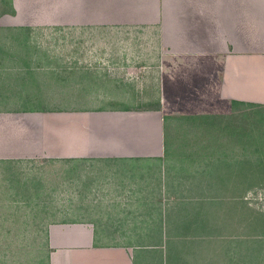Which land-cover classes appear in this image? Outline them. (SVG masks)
Segmentation results:
<instances>
[{
	"label": "crops",
	"instance_id": "crops-1",
	"mask_svg": "<svg viewBox=\"0 0 264 264\" xmlns=\"http://www.w3.org/2000/svg\"><path fill=\"white\" fill-rule=\"evenodd\" d=\"M0 9L11 26L143 29L163 89L188 93L164 101L192 107L197 98L202 108L185 110L197 119L264 106V0H6ZM39 110L0 108V176L10 162L43 156L96 160L97 170L82 180L74 219L47 224L45 264H264L248 168L233 163L245 150L229 157V146L209 141L170 154L162 108Z\"/></svg>",
	"mask_w": 264,
	"mask_h": 264
},
{
	"label": "rangeland",
	"instance_id": "rangeland-1",
	"mask_svg": "<svg viewBox=\"0 0 264 264\" xmlns=\"http://www.w3.org/2000/svg\"><path fill=\"white\" fill-rule=\"evenodd\" d=\"M0 2L6 5V0ZM3 18L0 14V22L6 21ZM16 27L0 24V108H39L56 115L162 108L171 117L164 122L170 154L177 152L175 145L213 141L214 146H229V157L238 147L245 150L240 160L233 161L243 163L240 169L264 164V106L241 104L197 119V112L185 111L202 108L197 98L192 107L168 105V97L185 98L188 93L179 86L174 93L163 89V64L143 29L100 35L82 27L40 25L29 31ZM225 162L219 158L218 165ZM94 163L60 156L9 163L0 176V213L11 211L9 218L0 217V264H45V228L51 222L74 219L72 214L80 210L83 199L82 180L97 173L91 170ZM245 197L253 218L264 227V181L250 184Z\"/></svg>",
	"mask_w": 264,
	"mask_h": 264
},
{
	"label": "trees",
	"instance_id": "trees-1",
	"mask_svg": "<svg viewBox=\"0 0 264 264\" xmlns=\"http://www.w3.org/2000/svg\"><path fill=\"white\" fill-rule=\"evenodd\" d=\"M16 28L17 29H25L26 31L27 30L29 31V29L31 30V28L30 27H27V26H17ZM205 116L206 115H202V118H204ZM262 156H263V154H260L259 155V157H262ZM259 163H261V162H259ZM259 163L258 162L255 163V164L253 163V165H251L246 171H244L246 173L248 179L251 177L249 179V186H250V184L255 183V181L257 183L258 182H261V181H264V164L263 165H260Z\"/></svg>",
	"mask_w": 264,
	"mask_h": 264
}]
</instances>
